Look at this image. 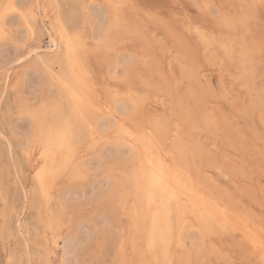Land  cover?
I'll use <instances>...</instances> for the list:
<instances>
[{"label":"snow or ice","instance_id":"obj_1","mask_svg":"<svg viewBox=\"0 0 264 264\" xmlns=\"http://www.w3.org/2000/svg\"><path fill=\"white\" fill-rule=\"evenodd\" d=\"M10 7L19 19L0 17V71L7 73L11 84L12 74L24 69L12 88L23 102L17 103L15 114L12 109L4 113L6 131L0 133V140L29 159L37 145L41 147V159H45L53 145L65 154L61 168L50 170L45 163L36 171L39 191L45 201L50 199L49 186L55 185L69 172L73 183L92 190L93 195L84 202L74 201L72 194L78 189H72L51 206L52 211L60 215H50V222L59 228L64 241L62 255L56 260L51 259L53 253L50 249L46 255L40 252L38 259L33 258L26 240L23 245L19 241L13 244L17 234L8 227V218L10 215L19 216L21 211L27 212V206L18 209L10 206L7 200L0 203L4 226L0 237V264H112L106 258L114 250L122 256L116 264H175L169 259L172 249L184 247V240H177V230L183 233L189 217L199 221L202 227L194 230L200 236H188L190 258L182 264H208L206 259L191 258L206 255L205 249L198 245L213 232L215 221L204 205L217 206L215 200L200 191L192 178L196 150L180 148L169 156L163 148L162 138L154 135L155 129L151 125L136 135L124 130L118 141H108L103 149L95 147L97 131L123 128L121 118L134 115L140 104L141 98L130 89H109V99L98 104L91 91L86 62L87 50L96 46H101L106 54L116 53L117 71L121 67L127 69L134 62L130 55L118 51L115 40L130 30L125 17L129 5L123 0H109L108 3L77 0L66 6L68 10L60 26L59 42L53 41L57 48L52 51L58 50L59 54L49 58L40 55V49L33 42L35 35L31 21L41 6L32 0H23V3ZM133 7H138L143 16L158 21L164 18L161 8L166 7L178 22H183L186 33H193L205 45L213 40L216 27L243 29L248 33L257 18L264 24V0H259L258 4L238 5L240 11L235 13L222 12L212 0H192L189 5L166 6L154 0H142ZM89 37L94 42L92 45L88 44ZM222 46L226 54L233 53L227 44ZM256 51L255 42L242 45L239 88L245 108L252 113L258 112L264 121V29L259 43V72ZM69 72L79 83L80 91L69 87ZM109 75L115 77L116 72L110 69ZM123 78L127 79V73ZM53 91L59 93L56 107L60 125L56 128L48 119L52 110L49 96ZM96 113H101L102 119L95 120L93 128L89 121ZM165 127L163 122H155L156 129ZM85 141H90L87 148L95 154L81 162L77 159V149ZM261 141L264 144V132ZM174 175L184 176V184L174 186L170 180ZM193 193L196 201L191 198ZM129 205L139 206L135 215L137 229L141 217L147 226L144 247L140 250L141 259L131 262L123 258L128 251V224L123 212ZM19 235L23 236V232ZM251 247L252 254L257 255L254 264H264V231L258 243L256 239L252 240ZM241 264L248 262L242 261Z\"/></svg>","mask_w":264,"mask_h":264},{"label":"rangeland","instance_id":"obj_2","mask_svg":"<svg viewBox=\"0 0 264 264\" xmlns=\"http://www.w3.org/2000/svg\"><path fill=\"white\" fill-rule=\"evenodd\" d=\"M39 1L42 9L41 7L36 9V18L31 21L32 31L35 35L33 42L40 49L39 54L44 58L55 57L59 53L52 51L51 48L55 49V47L50 39L63 23L64 13L68 10L66 6L75 4L77 0H32V3L40 5ZM90 2L108 3L109 0H90ZM123 2L129 5L125 10V15L127 14L126 20H128L130 30L115 37L116 48L119 52L130 55L134 62L127 69L121 67L117 71L116 53L106 54L101 46L87 50V68L92 83L91 91L96 102L101 104L108 100L109 89L119 91L130 89L141 98V105L139 104L134 115L121 118V122L126 119L122 123L128 132L132 133L133 130L136 133L142 132L151 125L155 129L154 135L162 138L163 148L169 156L173 150L180 148L196 149L197 160L192 169V178L194 181L197 179V185H200L202 190H209L205 191V194L209 193L208 196H211L213 192L214 197L211 196V198L213 197L215 202L218 199L217 203L220 205L225 202L222 207L228 215V220L221 223L217 221L220 227L216 226L215 222L213 232L207 234L198 245L205 249L206 255L192 256L191 258L206 259L208 264H241L242 261L254 264L257 255L252 254L251 241L242 226L250 221L251 231L259 236L264 231V144L261 141L264 121L261 120L258 112L252 113L244 106V96L239 88L241 83L240 52L243 44L255 42L257 72H259L261 60L259 43L264 24L257 18L252 22L248 33L243 29L230 30L216 27L213 40L205 45L193 33H186L183 22H178L176 16L166 7L161 8L164 18L158 21L143 16L138 7H133L141 4L142 0H123ZM154 2L164 6L189 5L192 0H154ZM212 2L219 5L224 13H235L240 11L238 5L258 4L259 0H212ZM20 3H23V0H0V17L19 19L10 6ZM54 5L60 7L56 8ZM192 12L195 14V9H192ZM260 22L261 24H259ZM93 43L89 37L88 44L92 45ZM224 44L234 50L231 55L225 53L222 46ZM110 69L116 72L115 77L109 75ZM23 71L24 69H20L12 74L11 84H8L7 73L0 71V133L6 131L3 124L4 113L12 109L15 114L17 103L23 102L22 98L12 91L17 76ZM125 73H127V79L123 78ZM68 81L70 82L69 78ZM58 103L59 93L53 91L49 96V104L52 109L49 114L53 113L55 119L56 116H59L56 107ZM153 110L155 113L152 112ZM97 119H102L101 113H96L93 120L89 121L93 128L96 126L94 121ZM196 120L200 121L201 125L198 124L195 127ZM157 121L163 122L166 127L156 129L155 122ZM133 122H136L135 126ZM138 122L141 129L138 127ZM202 128L204 129L202 130ZM118 129L119 127H112L104 132L97 131L95 147L103 149L107 146L108 141H118L123 133ZM214 129L217 132L212 131ZM88 143L90 141L80 143L77 149V159L81 162L95 154L88 150ZM7 148L5 141L0 140V203L7 200L10 206L18 209L27 206V212L21 211L19 216L10 215L8 218V227L17 234L13 244L19 241L23 245L26 240L29 242L33 258L38 259L40 251L46 255L50 249L53 253L51 259L56 260L62 255L64 241L60 236L59 228L49 219L50 215H60L52 211V204H56L60 201V196L72 189H78L73 192L72 199L80 202L90 200L93 192L73 183L71 172H69L66 176L58 179L55 185H51L52 189H49L51 198L49 201H45L35 186L34 173H32L33 166L36 164L32 160L37 158L41 147L37 145L34 148L30 159L24 157L15 148H12L14 154L11 155L7 152ZM177 155H179V151H177ZM216 179L217 181H215ZM205 184L209 185L208 188ZM138 207V205H129L123 212L128 224L126 243L128 251L123 258L130 262L141 259L140 250L144 247L145 242L144 232L135 229L136 223L135 220L133 221ZM233 216L237 218H233ZM188 222L187 224L190 226L184 225L185 232L181 234L179 229L177 230V240L182 238L187 249L183 247L184 251L181 247L172 249L175 255L171 253L169 259L175 261V264H182L181 262L190 258L191 244L188 242V236H200L199 232L194 231L199 228L198 221L189 217ZM47 224L48 226H46ZM3 230V220L0 218V237L3 235ZM18 232H23V236H20ZM246 237L247 239H245ZM118 254L114 250L106 259L112 261V264H116L121 259V254ZM179 257L182 261H179Z\"/></svg>","mask_w":264,"mask_h":264},{"label":"bare ground","instance_id":"obj_3","mask_svg":"<svg viewBox=\"0 0 264 264\" xmlns=\"http://www.w3.org/2000/svg\"><path fill=\"white\" fill-rule=\"evenodd\" d=\"M37 1V0H36ZM40 2V1H39ZM44 2V1H43ZM46 2V1H45ZM44 2V3H45ZM38 5H39V3H38ZM40 6H41V9H42V5H41V2H40ZM50 8V7H49ZM44 10V9H43ZM127 15V14H126ZM125 15V17H127ZM61 16V15H60ZM62 17V16H61ZM128 19V18H127ZM131 19V18H130ZM127 22H128V20H127ZM259 22V21H258ZM259 24H261V22L259 23ZM54 25V24H53ZM59 26V25H58ZM59 36H60V27L59 28H57V30H56V32H55V35L54 36H52L51 37V43L53 44V47H55V49L57 48V45L56 44H54L53 43V41H57V42H59ZM194 38V37H193ZM51 45V44H50ZM52 47V46H51ZM200 47V46H199ZM39 49V48H38ZM51 49H53V48H51ZM164 50V49H163ZM57 53H59L58 52V50H57ZM41 54H43V53H41ZM54 54V53H53ZM201 54V53H200ZM181 56V55H180ZM44 57V56H43ZM187 57V56H186ZM232 57V56H231ZM233 58V57H232ZM186 61V60H185ZM145 64V63H144ZM207 64V63H206ZM178 65V64H177ZM189 65H191V64H189ZM236 65H238V64H236ZM241 65V64H240ZM147 67V66H146ZM182 69V68H181ZM238 69H239V67H238ZM151 70V69H150ZM240 70V69H239ZM189 71V70H188ZM196 73V72H195ZM232 74V73H231ZM198 75V74H197ZM180 77V76H179ZM204 77V76H203ZM222 77V76H221ZM68 78H69V80H70V82L68 81V83H69V87L72 89V90H75V91H80V85H79V83H77L75 80H73L72 79V77H71V74H70V72H69V74H68ZM179 79V78H178ZM177 79V80H178ZM195 79V78H194ZM197 80H199V79H197ZM7 81H8V75H7ZM9 82V81H8ZM7 82V83H8ZM5 83V82H4ZM9 84V83H8ZM7 84V85H8ZM90 84L92 85V83H91V81H90ZM202 84V83H201ZM5 85V84H4ZM211 86H212V84H211ZM227 86V85H226ZM235 86V85H234ZM153 87V86H152ZM165 87V86H164ZM187 87V86H186ZM170 88V87H169ZM168 88V89H169ZM200 89V88H199ZM4 91V90H3ZM223 91V90H222ZM165 92V91H164ZM169 92V91H168ZM11 93V92H10ZM222 96V95H221ZM191 100V99H190ZM189 100V101H190ZM170 103V102H169ZM141 105V104H140ZM212 106V105H211ZM153 107V106H152ZM153 108H156V107H153ZM140 109V108H139ZM146 110V109H145ZM158 110V109H157ZM245 110V109H244ZM149 111V110H148ZM150 111H151V109H150ZM198 111V110H197ZM139 112H141V111H139ZM153 113H155L154 112V110L152 111ZM189 112V111H188ZM142 113V112H141ZM146 113V112H145ZM173 113V112H172ZM139 114V113H138ZM189 114V113H188ZM198 114V113H197ZM145 115V114H144ZM146 116V115H145ZM148 116H150V115H148ZM151 118V117H150ZM149 118V119H150ZM209 118V117H208ZM48 119H49V121H51L50 122V124H51V126L53 127V128H56V127H59V125H60V118H59V116H56V119L54 118V115H53V113L52 114H49V116H48ZM210 119H211V117H210ZM126 120V119H125ZM124 119H123V121L122 122H124L125 121ZM162 120V119H161ZM202 120H204V119H202ZM221 120V119H220ZM130 121V120H129ZM206 121V120H205ZM215 120L213 119V122H214ZM121 122V124L123 125V128H120L119 127V129L118 130H120L121 132H124V130H127V128H126V126L123 124ZM143 122V121H142ZM141 122V123H142ZM132 123V122H131ZM136 124V122H133V124ZM206 123V122H205ZM204 123V124H205ZM208 123V122H207ZM135 124H134V126H135ZM192 124H194V123H192ZM197 124V125H196ZM196 124H194L195 125V127L196 126H198V124H200V121L198 122L197 120H196ZM203 124V125H204ZM201 125V124H200ZM202 125V126H203ZM215 125V124H214ZM140 125H139V122H138V127H139ZM173 126V125H172ZM230 126V125H229ZM194 127V128H195ZM201 127V126H200ZM207 128V127H206ZM254 128H255V126H254ZM139 129H141V127H139ZM173 129V128H172ZM190 129H192V128H190ZM197 129H198V127H197ZM204 128H202V130H203ZM212 129V128H211ZM174 130V129H173ZM177 130V129H176ZM175 130V131H176ZM218 130V129H217ZM120 131H119V133H120ZM134 131V130H133ZM133 131H132V134L133 135H136L137 133L134 131V133H133ZM137 131V130H136ZM212 131H216L215 129L214 130H212ZM217 132V131H216ZM230 132V131H229ZM187 133V132H186ZM190 133V132H189ZM188 133V134H189ZM215 133V132H214ZM213 133V134H214ZM191 134V133H190ZM164 135V134H163ZM176 135V134H175ZM190 136V135H189ZM187 137H188V135H187ZM193 137V136H192ZM191 137V138H192ZM201 137V136H200ZM224 137V136H223ZM173 138V137H172ZM238 138V137H237ZM166 139V138H165ZM205 139H207V138H205ZM213 140V139H212ZM186 141V140H185ZM197 142H199V141H197ZM199 143H201V142H199ZM196 144H198V143H196ZM202 144H204V143H202ZM205 145V144H204ZM203 145V146H204ZM171 146V145H170ZM184 146V145H183ZM200 146V145H199ZM197 147H198V145H197ZM201 148H202V146H201ZM208 148V147H207ZM8 150H7V152H9L11 155L12 154H14L13 153V150H12V148H7ZM195 149V148H194ZM198 149H200V148H198ZM197 149V150H198ZM203 149H204V147H203ZM196 150V149H195ZM4 151V150H3ZM203 151V150H202ZM5 152V151H4ZM40 152H41V149H39V152H38V154H37V158L36 159H33L32 160V162L33 163H35L36 162V164L33 166V172L32 173H34V181H35V186H36V188L38 189V191H39V181L36 179V171H38L39 170V167L40 166H43L45 163H47V165H48V167H49V169L50 170H53V169H58V168H61L63 165H64V163H65V161H64V153H62L61 151H60V149L59 148H57L55 145H53L49 150H48V153L46 154V157H45V159H41V157H40ZM221 152V151H220ZM231 152V151H230ZM212 153V152H211ZM8 154V153H7ZM239 154V153H238ZM10 155V156H11ZM213 155V154H212ZM13 157H14V155H13ZM236 157V156H235ZM210 158V157H209ZM10 159V158H9ZM12 159V158H11ZM10 159V160H11ZM231 159V158H230ZM238 162V161H237ZM213 163V162H212ZM205 172V171H204ZM205 174V173H204ZM17 177V176H16ZM204 177V176H203ZM21 179V178H20ZM170 180H171V182H172V184L174 185V186H177V187H180L182 184H184V182H185V178H184V176H182V175H174V176H172V177H170ZM194 180V179H193ZM197 179H195V183L197 184V181H196ZM215 181H217V179L215 180ZM203 182H205L206 183V181H203ZM211 182V181H210ZM209 182V183H210ZM220 184V183H219ZM206 185V184H205ZM221 185V184H220ZM198 187L200 186V185H197ZM207 186V185H206ZM209 186V185H208ZM208 186L206 187V188H208ZM52 186L50 185L49 186V189L51 188ZM210 188V187H209ZM214 188V187H213ZM52 189V188H51ZM199 189H200V191L201 192H203V193H205V191H209L208 189H205V191H204V189L202 190L201 189V186L199 187ZM211 189V188H210ZM215 191H216V189H214ZM49 191H51V190H49ZM206 192V193H207ZM211 192V191H210ZM61 193V192H60ZM217 193H219L218 191H217ZM259 193V192H258ZM52 194V193H51ZM213 194V192L211 193V196H213L212 195ZM37 195V194H36ZM207 195V194H206ZM208 195H209V193H208ZM207 195V196H208ZM50 196V195H49ZM60 196V195H59ZM210 196V197H211ZM42 197V196H41ZM214 197V196H213ZM212 197V198H213ZM219 197V196H218ZM51 198V197H50ZM60 198H61V196H60ZM194 201H196V196H195V194L193 193V195H192V197H191ZM43 200V199H42ZM41 200V201H42ZM229 200V199H228ZM261 200V199H260ZM40 201V202H41ZM49 201V200H48ZM217 202H219V199L218 200H216ZM237 201V200H236ZM45 202V201H44ZM216 202V205L217 206H212V205H208V204H205L204 205V207L207 209V211L211 214V216L214 218V220H216L215 222H216V224H217V221H218V223H221V222H227V220H228V215H227V213L225 212V210H224V208L222 207V205L225 203H223L222 205H220L219 203H217ZM56 203V202H55ZM200 203H203V202H200ZM53 205V204H52ZM51 206V205H50ZM131 208V207H130ZM229 210V209H228ZM241 211V210H240ZM239 211V212H240ZM230 212H232V210H230ZM135 213V212H134ZM234 213V212H233ZM245 213V212H244ZM52 214V213H51ZM57 214V213H56ZM53 215V214H52ZM134 215H136V214H134ZM239 215V214H238ZM248 215H250V214H248ZM230 217V216H229ZM246 217H247V214L245 215V219H246ZM233 218H237V217H234L233 216ZM238 219H239V217H238ZM242 219V218H241ZM240 219V220H241ZM244 219V220H245ZM135 219H133V221H134ZM240 220H238L239 221V223H241V221ZM248 220V219H247ZM247 220H245V221H247ZM244 221V222H245ZM249 221V220H248ZM44 222V221H43ZM135 222V221H134ZM242 222H243V220H242ZM250 222V221H249ZM249 222H248V224H243L244 226H242L245 230V233H246V235L247 236H249V239H250V241L252 242V240L253 239H256V241H257V243L259 242V234H257V233H255V232H253V231H251V229H250V226H249ZM252 223H253V221H251ZM255 222V221H254ZM189 223V222H188ZM198 223H199V221H198ZM50 224V223H49ZM215 224V223H214ZM225 224V223H224ZM188 225V224H187ZM238 225H240V224H238ZM252 225V224H251ZM46 226H48V224L46 225ZM186 226V225H185ZM188 226H190V225H188ZM199 228L200 227H202L201 225H200V223H199ZM216 226H219L218 224L216 225ZM215 226V227H216ZM253 226V225H252ZM146 225L144 224V221H143V218L141 217V220H140V227H139V229L140 230H142L143 232H144V239H145V236H146ZM184 227V226H183ZM220 227V226H219ZM23 228V227H22ZM38 228V227H37ZM187 228V227H186ZM189 228V227H188ZM233 228V227H232ZM131 229V228H130ZM135 229H137L136 227H135ZM194 229V228H193ZM257 229V228H256ZM21 230V229H20ZM187 230V229H186ZM262 230V229H261ZM224 231V230H223ZM240 231H241V229H240ZM258 231V230H257ZM256 231V232H257ZM136 232H138V231H136ZM183 232H185V231H183ZM19 233V232H18ZM141 233V232H140ZM242 233H243V231H242ZM134 235V234H133ZM242 235H245V234H242ZM32 237V236H31ZM141 238H143V237H141ZM186 238V237H185ZM38 239V238H37ZM182 239V238H181ZM245 239H247V237L245 238ZM39 240H40V238H39ZM131 240H133V239H131ZM145 241V240H144ZM185 246V245H184ZM47 247V246H46ZM240 247V246H239ZM182 248V247H181ZM183 248H185V249H187L186 248V246L185 247H183ZM183 248H182V250H183ZM142 249V248H141ZM40 250V249H39ZM177 250V249H176ZM180 251H181V249H179ZM178 250V251H179ZM184 251V250H183ZM183 251L181 252V254L183 253ZM41 252V251H40ZM46 252V251H45ZM173 253V252H172ZM179 253V252H178ZM174 255H175V253H173ZM119 255V254H118ZM173 255V257H175ZM177 255V254H176ZM121 256V255H120ZM136 256V255H135ZM183 257V256H182ZM121 258H122V256H121ZM180 258V257H179ZM171 260V259H170ZM139 261V260H138ZM179 261H182L181 260V258H180V260ZM178 262V261H177ZM182 263V262H181ZM177 264V263H176Z\"/></svg>","mask_w":264,"mask_h":264}]
</instances>
